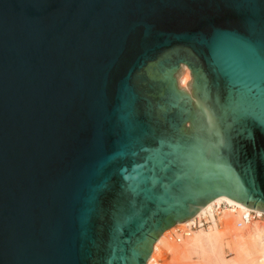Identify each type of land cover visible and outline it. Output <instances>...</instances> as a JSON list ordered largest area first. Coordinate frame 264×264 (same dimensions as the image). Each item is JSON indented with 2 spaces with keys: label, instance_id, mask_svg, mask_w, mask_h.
<instances>
[{
  "label": "water",
  "instance_id": "obj_1",
  "mask_svg": "<svg viewBox=\"0 0 264 264\" xmlns=\"http://www.w3.org/2000/svg\"><path fill=\"white\" fill-rule=\"evenodd\" d=\"M220 196L264 212V0H0V264H147Z\"/></svg>",
  "mask_w": 264,
  "mask_h": 264
},
{
  "label": "bare ground",
  "instance_id": "obj_2",
  "mask_svg": "<svg viewBox=\"0 0 264 264\" xmlns=\"http://www.w3.org/2000/svg\"><path fill=\"white\" fill-rule=\"evenodd\" d=\"M191 80V71L186 68L179 85L188 88ZM262 220L264 212L220 196L190 219L165 231L155 243L147 264H159L166 251L177 264H264V224L259 222ZM181 230L185 232L179 237H171ZM226 249L234 257L228 259Z\"/></svg>",
  "mask_w": 264,
  "mask_h": 264
},
{
  "label": "rangeland",
  "instance_id": "obj_3",
  "mask_svg": "<svg viewBox=\"0 0 264 264\" xmlns=\"http://www.w3.org/2000/svg\"><path fill=\"white\" fill-rule=\"evenodd\" d=\"M181 87H182V86H181ZM183 88H184V87H183ZM185 89H188V88H185ZM203 222H204V221H203ZM203 222H202V223H203ZM259 222L262 223V224H264V220L259 221ZM198 226H199V225H198ZM204 227H206V226H204ZM195 230H196V229H195ZM182 232H185V231L181 230V231H179V232H175V233H173V234L171 235V237H173V238L175 239L176 237H179L178 234H182ZM226 256H227L228 259L234 257V255H233V253H232V251H231L230 249H226ZM179 263H180V262H178V264H179ZM159 264H177V263L174 262V259H173L172 255H171L168 251H166L165 259H163L162 261H160ZM180 264H181V263H180Z\"/></svg>",
  "mask_w": 264,
  "mask_h": 264
},
{
  "label": "built area",
  "instance_id": "obj_4",
  "mask_svg": "<svg viewBox=\"0 0 264 264\" xmlns=\"http://www.w3.org/2000/svg\"><path fill=\"white\" fill-rule=\"evenodd\" d=\"M252 213H254V212H252Z\"/></svg>",
  "mask_w": 264,
  "mask_h": 264
}]
</instances>
